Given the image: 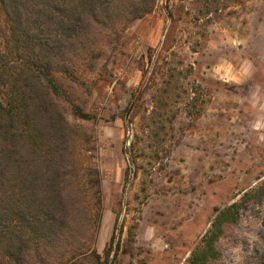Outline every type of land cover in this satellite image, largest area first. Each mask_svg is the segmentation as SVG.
Wrapping results in <instances>:
<instances>
[{"label":"rangeland","instance_id":"1","mask_svg":"<svg viewBox=\"0 0 264 264\" xmlns=\"http://www.w3.org/2000/svg\"><path fill=\"white\" fill-rule=\"evenodd\" d=\"M207 1L156 0L65 76L67 96L96 115L76 119L69 99L56 97L69 122L91 135L71 175L93 204L82 171L99 169L101 215L94 241L88 231L67 245L72 261L61 246L54 264H95L111 235L110 259L121 244L118 264H187L215 208L264 184V0ZM237 221L217 242L220 264L252 260L264 204L245 205Z\"/></svg>","mask_w":264,"mask_h":264},{"label":"trees","instance_id":"2","mask_svg":"<svg viewBox=\"0 0 264 264\" xmlns=\"http://www.w3.org/2000/svg\"><path fill=\"white\" fill-rule=\"evenodd\" d=\"M155 5L156 0H0V264H54L61 246L65 251L88 231L94 241L101 215L99 169L91 163L82 171L93 189V204L78 193L71 175L77 170L78 146L89 143L91 135L69 122L56 97L69 99L76 119L96 120L67 96L65 76L76 74L72 65L80 59L100 55L103 37L113 35L117 41L122 29ZM128 171L129 166L125 179ZM247 204H264V184L215 208L187 264H220L217 242ZM135 228H128L129 240ZM113 240L111 235L95 264H118L121 244L110 259ZM262 242L248 264H264V237ZM67 248V261H72L77 253Z\"/></svg>","mask_w":264,"mask_h":264},{"label":"water","instance_id":"3","mask_svg":"<svg viewBox=\"0 0 264 264\" xmlns=\"http://www.w3.org/2000/svg\"><path fill=\"white\" fill-rule=\"evenodd\" d=\"M131 106H132V105H130V107H129L127 113H126V119L128 118V114H129V112H130Z\"/></svg>","mask_w":264,"mask_h":264}]
</instances>
